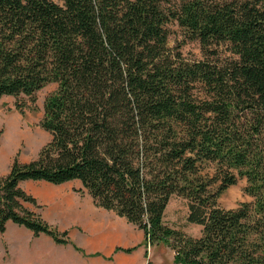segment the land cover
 Masks as SVG:
<instances>
[{"label": "trees", "instance_id": "16d2710c", "mask_svg": "<svg viewBox=\"0 0 264 264\" xmlns=\"http://www.w3.org/2000/svg\"><path fill=\"white\" fill-rule=\"evenodd\" d=\"M171 21L205 58L167 45ZM219 43L235 56L213 59ZM49 82L51 139L0 175V235L13 221L72 242L25 205L38 200L21 183L80 179L174 263L264 264V0H0V98L35 102ZM239 177L252 200L219 205ZM173 194L199 235L165 221Z\"/></svg>", "mask_w": 264, "mask_h": 264}, {"label": "rangeland", "instance_id": "374dc122", "mask_svg": "<svg viewBox=\"0 0 264 264\" xmlns=\"http://www.w3.org/2000/svg\"><path fill=\"white\" fill-rule=\"evenodd\" d=\"M170 1L172 4L177 0ZM167 26V45L173 51L180 52L188 61L205 58L200 42L187 37L176 21L169 22ZM212 48L216 50L212 58L218 56V62H226L235 56L226 43L212 45ZM57 86V82L46 84L37 92L35 102L25 95L6 94L0 98V175L9 172L16 155L21 161H29L51 139L50 131L42 127L41 120L45 99ZM17 100L25 103L23 112L17 107ZM245 184V177H239L218 197L219 205L236 207L242 201L252 200L244 191ZM21 185L38 200L37 204L24 202L25 205L60 231L69 230L72 242L57 243L48 234L37 235L24 225L9 221L7 229L0 235V264H177L173 261L174 250L169 245H146L143 231L136 224L113 210L97 205L87 190H79L82 187L80 180L60 184L26 180ZM70 203L89 204L107 223H89L91 230L85 222L67 219ZM187 211V200L173 194L165 210V221L197 236L201 227L186 219ZM106 226L110 232L105 234L111 236L100 238L101 233L107 230ZM118 229L122 231L121 235L114 234ZM74 243L82 250L75 248ZM130 247L132 250L127 251L126 248Z\"/></svg>", "mask_w": 264, "mask_h": 264}, {"label": "bare ground", "instance_id": "6f19581e", "mask_svg": "<svg viewBox=\"0 0 264 264\" xmlns=\"http://www.w3.org/2000/svg\"><path fill=\"white\" fill-rule=\"evenodd\" d=\"M66 217L69 220H75V221H81V222H89V223H97V224L99 222L107 223V222H104L105 220L102 221L100 219L99 213L96 210H94L90 205L83 204V203H73V204L70 203V204H68V211L66 212ZM109 232H110V229L107 227V230L105 232L101 233V235L99 237L100 238L104 237L105 239H108L111 236V234H109V236H108L105 233H109ZM115 233L117 235H121L122 231L121 230L119 231V229H118V231H115L114 234Z\"/></svg>", "mask_w": 264, "mask_h": 264}, {"label": "crops", "instance_id": "0c3cea01", "mask_svg": "<svg viewBox=\"0 0 264 264\" xmlns=\"http://www.w3.org/2000/svg\"><path fill=\"white\" fill-rule=\"evenodd\" d=\"M75 180H80V179H75ZM81 181V180H80ZM86 204V203H85ZM87 205H89V204H87ZM86 223V225H88L89 224V222H85ZM90 227H91V230H92V226L91 225H89ZM199 227H201V226H199ZM92 232H95V231H92Z\"/></svg>", "mask_w": 264, "mask_h": 264}]
</instances>
